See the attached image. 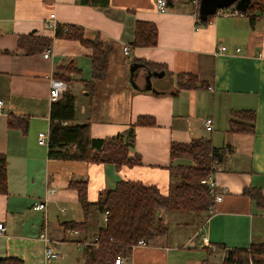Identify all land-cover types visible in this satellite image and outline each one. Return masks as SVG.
<instances>
[{"label": "crops", "instance_id": "crops-1", "mask_svg": "<svg viewBox=\"0 0 264 264\" xmlns=\"http://www.w3.org/2000/svg\"><path fill=\"white\" fill-rule=\"evenodd\" d=\"M193 11L186 0H171L165 12L156 0H108L106 6L84 0H0V153L8 161V193H0V221L6 226L0 233V258L53 264L45 261V243L39 237L47 230L64 255L56 264H86L89 249H78L74 241H94L97 228L92 223L88 231L71 235L63 226L84 219L70 180L88 181L91 202L120 180L154 184L167 194L174 179L169 167L172 143L202 137L231 150L224 170L216 174L218 185L227 188L223 200L205 217L160 212L167 222H175L169 232L135 247L121 264H222L227 249L264 242V204L245 194L252 187L264 194V14L254 27L243 15L214 16L197 26ZM137 20L157 25L155 46L132 45ZM52 21L83 26L87 36L105 42L107 72L92 87L86 86L93 80L92 50L56 36ZM31 33L53 37L49 58L45 50L28 54L19 46V36ZM125 45H131L130 54L124 53ZM68 62L77 71L70 82L74 123H88L93 138L126 136L138 117H154L153 125L135 126L130 154H139L141 164L49 156L48 144L38 138L50 130L51 79ZM149 63L166 72L152 77L157 93L146 89L147 72L158 70ZM134 64L139 67L133 74ZM183 73L195 74L196 83L181 86L178 75ZM249 109L256 112L254 131H233L234 112ZM13 115L28 117L27 133L9 126ZM208 117L212 130L205 127ZM43 200L46 209L34 210V203ZM102 218L105 223L104 214Z\"/></svg>", "mask_w": 264, "mask_h": 264}, {"label": "trees", "instance_id": "trees-1", "mask_svg": "<svg viewBox=\"0 0 264 264\" xmlns=\"http://www.w3.org/2000/svg\"><path fill=\"white\" fill-rule=\"evenodd\" d=\"M106 6L108 0H84ZM171 0H167L168 6ZM264 14V0H251L244 16L252 27ZM214 16L210 15L207 21L198 16V23L206 24ZM55 35L78 40L92 50V76L86 86L93 85L94 81L104 76L109 61V49L105 42L96 36H87L83 26L75 24H59L55 26ZM158 42V27L154 22L137 20L133 46H155ZM18 44L28 54L43 52L53 44V37L34 33L20 35ZM150 66L158 67L160 65ZM69 66H60L56 78L71 82L67 78ZM166 70V69H165ZM67 71V72H66ZM76 71V69H75ZM80 71V70H79ZM78 71V73H79ZM77 72V71H76ZM179 84L185 87L193 86L197 76L193 73L179 74ZM76 117L75 95L69 88L61 98L52 102L50 112L49 156L60 160H81L94 163L112 162L117 166L138 165L142 163L139 154H130V147L135 140V126L155 124L154 117L140 116L126 136L117 135L110 138H93L89 124L74 123ZM256 112L254 110H240L233 114L230 126L233 131L251 133L255 129ZM66 122V124L64 123ZM9 126L19 128L23 133L29 129L28 117L11 116ZM228 146L216 147L209 138H195L189 142H174L170 149V165L172 177L176 173L179 177L174 189L163 193L154 184H146L136 180H120L113 188L103 190L95 202L88 198V181L72 179L69 187L77 191L78 201L84 212L82 221H65L66 229H78L86 232L96 214L108 212V218L103 226L97 229L98 247L88 250L86 264H114L118 256L129 257L135 244L140 239L148 243L160 235L169 232L159 216L164 210H178L191 212L195 216L207 215L213 205L214 197L206 184L201 180L209 176L215 164L224 165L230 154ZM188 157L190 161H180ZM173 180V179H172ZM0 193H8V161L7 156L0 153ZM245 194L264 204V194L259 189L247 188ZM225 247V246H224ZM223 247V248H224ZM0 264H25L19 257L0 258ZM209 264V263H206ZM222 264H264V242L253 243L247 248H229L225 251Z\"/></svg>", "mask_w": 264, "mask_h": 264}, {"label": "built area", "instance_id": "built-area-1", "mask_svg": "<svg viewBox=\"0 0 264 264\" xmlns=\"http://www.w3.org/2000/svg\"><path fill=\"white\" fill-rule=\"evenodd\" d=\"M188 3H190L193 7V14L194 17L196 19V23L198 24L197 26L200 25V23H198V16H199V6H200V0H186ZM156 4L157 7L159 9L160 12H165L168 9V4H167V0H156ZM244 12L238 10L234 5L226 7V8H221L218 9L215 16H225V17H231V16H239V15H243ZM244 16V15H243ZM52 18L55 17V14L51 15ZM50 26H53L55 28V26L57 25L55 23V21H52L49 23ZM226 46L223 45L220 47V50L224 51L226 50ZM239 50V48L237 49ZM123 51L125 54H129L131 52V45H125L123 47ZM52 54V50L51 48H48L44 51V57L45 58H49ZM51 88H50V101L51 102H55L57 100H59L61 98V96L63 95V93L65 91H67L69 89V84L60 78H56L53 77L51 79ZM3 100L0 99V112L2 111L3 108ZM66 124V122H64ZM205 127L207 130H212L213 127V119L211 117L206 118L205 121ZM49 137H50V130L46 133H41L39 134V142L41 144H48L49 143ZM224 170V165L222 164H215L213 166V170L212 172L209 174V176L204 177L201 182L203 184H206L209 188L210 193L212 194V196L214 197V202L213 205L210 207V212H212L214 210V205L217 202H220L221 200H223L224 195L227 193V188L223 187V186H219L216 180V174L218 172H221ZM47 207V201L43 200V201H36L33 205V209L37 210V211H42L45 210ZM105 220H107L108 218V212H106L105 214ZM6 231V226L4 224V222L0 221V233H4ZM68 232L71 235H77L80 233V231L78 229H69ZM45 243V250H44V258L46 262H51L53 260H56L58 258L63 257L64 255L60 252H58L56 250L55 247V241H53L47 230H43L40 233L39 236ZM74 243L76 244L78 249H91L93 247H98L100 244V241L98 240V238H96L94 241H89V240H85V239H78L75 240ZM148 245V242L145 239H140L134 246L135 247H139V246H146ZM123 262V258L122 257H117L115 259L114 264H121Z\"/></svg>", "mask_w": 264, "mask_h": 264}, {"label": "water", "instance_id": "water-1", "mask_svg": "<svg viewBox=\"0 0 264 264\" xmlns=\"http://www.w3.org/2000/svg\"><path fill=\"white\" fill-rule=\"evenodd\" d=\"M250 3L251 0H200L199 16L201 20L207 21L210 15L215 16L218 9L226 8L232 5H234L238 10L246 12ZM138 67L139 66L137 64H134V66L132 65L131 70L133 74ZM165 73L166 72L164 70L148 71L145 76L147 82L146 89L157 93L158 91L152 86V77H161L165 75Z\"/></svg>", "mask_w": 264, "mask_h": 264}, {"label": "rangeland", "instance_id": "rangeland-1", "mask_svg": "<svg viewBox=\"0 0 264 264\" xmlns=\"http://www.w3.org/2000/svg\"><path fill=\"white\" fill-rule=\"evenodd\" d=\"M197 24V23H196ZM198 25V24H197ZM131 53V52H130ZM129 53V54H130ZM108 63H109V61H108ZM63 66H69L68 67V72L67 73H65V75L67 76V78L69 77V78H72V73L73 72H76L75 71V68H74V64L72 63V62H68V63H65ZM107 68H108V66H107ZM107 72V69H106V71H105V73ZM77 73V72H76ZM105 75V74H104ZM98 80V79H97ZM96 81V80H95ZM68 84H69V88H70V83H69V81H66ZM87 87H92L91 85L90 86H87ZM206 133V135L208 136V137H210L209 135H210V133H209V131H206L205 132ZM181 161L182 162H184V161H190V159H188V157H183L182 159H181ZM174 179L171 181L173 184H172V186H171V189L173 190L174 189V186H175V184L176 183H178V179H179V177H178V175L176 174V173H174ZM174 211H175V209H174ZM176 212H179L180 214H183L182 216H185V215H189L191 212H186V211H176ZM161 213H162V211H161ZM160 213V214H161ZM160 214H159V216H160ZM102 215L103 214H96V216H95V218H94V220H93V226H94V228H99L100 226H103L105 223H104V221H103V218H102ZM162 219H163V217H161ZM169 219L167 218V220L165 219V217H164V219H163V221H164V223L165 224H167L168 223V226L169 225H171V226H173V224L175 223L174 221H169V222H167ZM172 222V223H171ZM170 228V227H169ZM85 240H87V239H85ZM147 241V240H146ZM148 242V241H147ZM149 244V243H148ZM147 246V245H146ZM134 249V248H133ZM118 257H122L123 258V260H124V256H118ZM60 260H54L53 262V264H56V263H58Z\"/></svg>", "mask_w": 264, "mask_h": 264}]
</instances>
